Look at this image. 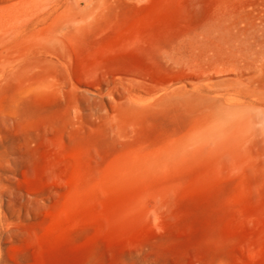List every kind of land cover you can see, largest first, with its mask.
Instances as JSON below:
<instances>
[{"label":"rangeland","instance_id":"obj_1","mask_svg":"<svg viewBox=\"0 0 264 264\" xmlns=\"http://www.w3.org/2000/svg\"><path fill=\"white\" fill-rule=\"evenodd\" d=\"M0 264H264V0H0Z\"/></svg>","mask_w":264,"mask_h":264},{"label":"bare ground","instance_id":"obj_2","mask_svg":"<svg viewBox=\"0 0 264 264\" xmlns=\"http://www.w3.org/2000/svg\"><path fill=\"white\" fill-rule=\"evenodd\" d=\"M72 8H73V7H72V5H71L70 3L66 6V10H67V11H71Z\"/></svg>","mask_w":264,"mask_h":264}]
</instances>
